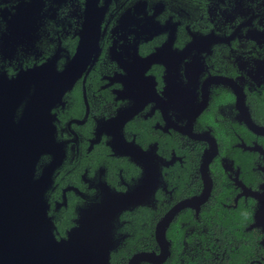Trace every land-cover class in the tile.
Wrapping results in <instances>:
<instances>
[{
    "label": "flooded vegetation",
    "instance_id": "1",
    "mask_svg": "<svg viewBox=\"0 0 264 264\" xmlns=\"http://www.w3.org/2000/svg\"><path fill=\"white\" fill-rule=\"evenodd\" d=\"M75 58L84 72L51 111L56 239L130 195L142 203L115 215L111 251L138 206L146 235L127 264L165 249L139 264H264V0H0V74H60Z\"/></svg>",
    "mask_w": 264,
    "mask_h": 264
},
{
    "label": "water",
    "instance_id": "2",
    "mask_svg": "<svg viewBox=\"0 0 264 264\" xmlns=\"http://www.w3.org/2000/svg\"><path fill=\"white\" fill-rule=\"evenodd\" d=\"M84 69L75 58L60 74L50 72L48 65L21 71L13 79L0 74V264H109V252L115 247V215L128 203H142L125 195L92 209L91 216L70 233L67 241H58L52 231L44 195L62 154L55 141L51 111ZM26 98L21 114L17 115ZM252 128L264 134V128ZM43 153L52 154L54 160L35 179L34 169ZM215 153L209 152L205 157L203 172ZM154 181L155 175L149 179V191ZM210 181L208 178L209 186ZM206 196L205 189L198 200L203 201ZM183 205L179 204L158 225L161 244L166 242L164 224ZM162 254V258H154V253H137L129 264H139L141 260L159 262L168 250Z\"/></svg>",
    "mask_w": 264,
    "mask_h": 264
},
{
    "label": "trees",
    "instance_id": "3",
    "mask_svg": "<svg viewBox=\"0 0 264 264\" xmlns=\"http://www.w3.org/2000/svg\"><path fill=\"white\" fill-rule=\"evenodd\" d=\"M142 210L143 208L141 206H138L134 211L135 213L133 217H129L127 214L128 212L123 213L122 219H131V224H125V226L127 227L125 233L128 234V237L122 241V243L116 250L110 252L108 257L109 264H127L129 257L133 253L143 249V239L146 235V231H144L142 225ZM152 216L153 214L149 213L150 220V217ZM151 234L152 232H149L147 236L152 237Z\"/></svg>",
    "mask_w": 264,
    "mask_h": 264
},
{
    "label": "rangeland",
    "instance_id": "4",
    "mask_svg": "<svg viewBox=\"0 0 264 264\" xmlns=\"http://www.w3.org/2000/svg\"><path fill=\"white\" fill-rule=\"evenodd\" d=\"M21 110V106H20V108L17 110V112H16V114L18 115V113H19V111ZM40 158V157H39ZM39 158H38V160H39ZM38 160H37V163H38ZM37 163H36V166H35V169H34V173H36V170H37ZM44 171V170H43ZM43 171H42V173H41V176H42V174H43ZM40 176V177H41ZM39 177V178H40ZM34 178H35V174H34ZM35 179H38V178H35ZM113 238V237H112ZM114 240V239H113Z\"/></svg>",
    "mask_w": 264,
    "mask_h": 264
}]
</instances>
